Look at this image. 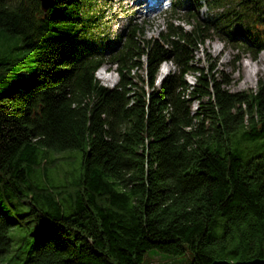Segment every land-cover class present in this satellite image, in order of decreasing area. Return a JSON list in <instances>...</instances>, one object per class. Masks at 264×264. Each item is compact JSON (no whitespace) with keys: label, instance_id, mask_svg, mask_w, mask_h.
Listing matches in <instances>:
<instances>
[{"label":"trees","instance_id":"16d2710c","mask_svg":"<svg viewBox=\"0 0 264 264\" xmlns=\"http://www.w3.org/2000/svg\"><path fill=\"white\" fill-rule=\"evenodd\" d=\"M98 1L0 0L2 45L16 39L34 62L0 51V257L20 225L6 264H144L151 249H189L190 264L264 259V158L242 157L264 142V78L234 92L195 57L215 35L264 52V0H172L158 36L130 22L113 39ZM105 63L112 87L96 75ZM51 148L82 151L74 186L32 180Z\"/></svg>","mask_w":264,"mask_h":264},{"label":"rangeland","instance_id":"374dc122","mask_svg":"<svg viewBox=\"0 0 264 264\" xmlns=\"http://www.w3.org/2000/svg\"><path fill=\"white\" fill-rule=\"evenodd\" d=\"M9 3H14L16 0H7ZM157 0H99V9L104 21L105 31L111 39L126 26L131 23H138L144 27L145 35L147 37L158 36L159 32L164 28L166 22L170 20L171 8L169 2L171 0H164L163 3L157 6H150L151 3ZM188 9L186 4L184 9H179L177 14L183 17ZM206 8L201 9V14H204ZM175 23L190 26L182 20H175ZM3 40L0 41V51L2 54H9L12 58H21L27 54L24 60V68L29 69L34 62L32 57L25 50L21 43L18 44L14 39L9 45L3 46ZM229 43L217 35L208 39L203 46L195 52V57L202 60V64L208 67V55L211 57L215 68L222 70L229 83L225 87L231 91L241 90H255L258 82L264 78V52H261L257 57H253L250 50L238 52L237 46ZM239 53V55L237 54ZM262 59L259 60V57ZM245 63H250L257 66V71L253 75V79L245 82ZM174 65L170 61L163 62L159 67L157 75V84L172 70ZM165 70V71H164ZM143 77V71H137ZM99 80L106 86L112 87L117 83L118 75L114 66L110 63H105L96 73ZM145 78V77H143ZM187 81L193 84L195 78L192 74L186 76ZM159 85V84H158ZM197 107V101L192 104V110ZM245 145V144H244ZM239 149L241 145H236ZM40 152L38 156H42ZM250 156L264 158V142L258 145L257 149H244L242 157L246 160ZM46 158L49 159L50 164L42 170V173H37L32 176V180L39 187L48 185L50 187H58L70 184L74 186L80 180L82 174V159L83 153L81 150H63L48 149ZM44 173V174H43ZM42 174V175H41ZM68 208V207H67ZM25 230L20 225H14L10 228L11 245L9 250L0 257V264L6 262L16 253L17 248L21 245ZM192 260V253L189 249L180 255H173L151 249L146 252L144 264H190Z\"/></svg>","mask_w":264,"mask_h":264},{"label":"water","instance_id":"95a60500","mask_svg":"<svg viewBox=\"0 0 264 264\" xmlns=\"http://www.w3.org/2000/svg\"><path fill=\"white\" fill-rule=\"evenodd\" d=\"M41 8L44 11H47L51 7H53L56 3V0H40ZM211 264H264L263 258H254L250 260H237V261H231L227 259H219L213 261Z\"/></svg>","mask_w":264,"mask_h":264},{"label":"bare ground","instance_id":"6f19581e","mask_svg":"<svg viewBox=\"0 0 264 264\" xmlns=\"http://www.w3.org/2000/svg\"><path fill=\"white\" fill-rule=\"evenodd\" d=\"M261 59L262 56L259 57V60ZM256 71H257V66L250 63H245V82L253 79V75L256 73Z\"/></svg>","mask_w":264,"mask_h":264}]
</instances>
